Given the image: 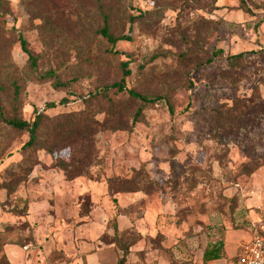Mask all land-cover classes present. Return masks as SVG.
Returning a JSON list of instances; mask_svg holds the SVG:
<instances>
[{"label":"rangeland","instance_id":"obj_1","mask_svg":"<svg viewBox=\"0 0 264 264\" xmlns=\"http://www.w3.org/2000/svg\"><path fill=\"white\" fill-rule=\"evenodd\" d=\"M246 4L250 12L239 0L0 4L7 113L1 88L21 76L19 117L37 110L52 127L83 112L90 91L118 82L123 62L127 89L160 97L145 106L126 90L109 91L107 103L130 107L114 121L106 110L94 114L91 163L73 179L55 167L71 149L31 157L19 150L28 134L0 121V264H116L120 236L137 241L126 264H205L212 229L233 264L244 244L264 236V0ZM105 16L116 35L130 37L117 43L119 56L98 33ZM19 34L37 57L34 73ZM218 49L224 56L208 64ZM46 72L53 79L34 77ZM54 79L70 85L57 89ZM122 182L136 189L123 191Z\"/></svg>","mask_w":264,"mask_h":264},{"label":"trees","instance_id":"obj_2","mask_svg":"<svg viewBox=\"0 0 264 264\" xmlns=\"http://www.w3.org/2000/svg\"><path fill=\"white\" fill-rule=\"evenodd\" d=\"M103 0H98V2ZM4 0H0V4H3ZM241 7H243L247 12H250L246 4V0H239ZM104 25L98 31V33L105 39L108 44L107 52L113 56H119L121 52L116 50V45L119 41L130 40L129 36L116 35L113 30L110 29L107 17H104ZM259 23L255 24V28L258 27ZM19 42L22 50L28 57L27 65L29 70L34 73L37 68L38 60L37 57L30 52L27 48V42L25 38L19 34ZM243 54L239 53L236 55L225 56L227 62L232 61L235 58L241 57ZM224 53L222 50H214L212 55L208 58L207 63L212 64V62L217 57H223ZM122 77L118 82L112 83L110 85H100L94 91H90L86 96H84L85 109L83 112H78L77 115H66L57 118L56 124L52 127L49 125L50 118L43 112L35 111L34 116L30 120H24L19 117L22 109V88L24 87L25 80L21 76L13 78L8 84V90L1 88L2 95L10 113H7L4 106L0 101V121L12 129L25 131L28 134V140L19 148L22 152H27L31 157H35L37 151L46 150L50 155H54L62 149L69 148L72 150L71 159L65 161L62 158H56L55 167L62 170L65 175L70 178H76L78 176L86 174V169L90 165V159L92 155V143L91 135L93 124V117L95 113L102 111L107 112L109 120L114 121L121 119L123 114L128 111L130 100H137L142 102L143 105L148 106L156 103L160 99L159 96H148L147 94H140L133 89H127L125 78L130 75L128 69V62H123L121 64ZM37 80H51L54 77L52 72H46L40 76H34ZM53 86L57 89L61 87L69 86L70 84L62 83L58 79H54L52 82ZM127 91L129 94V101L126 103L109 101L106 102L108 97L107 93L109 91ZM60 104H67L68 99L62 98L59 102ZM55 104H48V107H53ZM141 115V108L137 109L133 114L134 121H137ZM40 137L44 139L41 140ZM32 165L28 166L26 170H20L22 175L25 172H29ZM121 186L123 191L134 188L131 183L122 182ZM81 209L83 213L86 214L89 210V204L87 200H83L81 204ZM116 239L114 244L121 250V255L116 264H126L127 256L130 253V247L136 243V240H125L123 236L114 237ZM210 246H207L202 254V260L204 263L212 260H218L222 258V241L216 240L215 243L210 240Z\"/></svg>","mask_w":264,"mask_h":264},{"label":"built area","instance_id":"obj_3","mask_svg":"<svg viewBox=\"0 0 264 264\" xmlns=\"http://www.w3.org/2000/svg\"><path fill=\"white\" fill-rule=\"evenodd\" d=\"M216 231H211L213 243L220 240ZM233 264H264V236H254L244 244Z\"/></svg>","mask_w":264,"mask_h":264},{"label":"crops","instance_id":"obj_4","mask_svg":"<svg viewBox=\"0 0 264 264\" xmlns=\"http://www.w3.org/2000/svg\"><path fill=\"white\" fill-rule=\"evenodd\" d=\"M205 264H228V262L224 257H222L221 259L218 260L208 261Z\"/></svg>","mask_w":264,"mask_h":264}]
</instances>
